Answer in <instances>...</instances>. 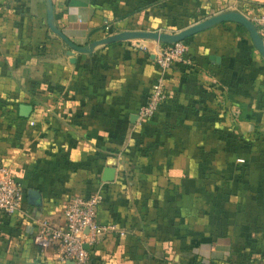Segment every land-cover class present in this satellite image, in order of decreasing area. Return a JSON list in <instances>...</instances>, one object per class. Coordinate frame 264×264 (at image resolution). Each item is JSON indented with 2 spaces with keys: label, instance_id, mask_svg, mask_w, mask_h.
<instances>
[{
  "label": "crops",
  "instance_id": "1",
  "mask_svg": "<svg viewBox=\"0 0 264 264\" xmlns=\"http://www.w3.org/2000/svg\"><path fill=\"white\" fill-rule=\"evenodd\" d=\"M245 3L264 10V0H0V162L23 194L0 214V264H60L33 243L38 221L60 224L68 199L102 188L98 222L114 229L92 264H264V59L233 20L194 29ZM148 32L190 33L164 104L138 121L154 52L168 44Z\"/></svg>",
  "mask_w": 264,
  "mask_h": 264
},
{
  "label": "built area",
  "instance_id": "2",
  "mask_svg": "<svg viewBox=\"0 0 264 264\" xmlns=\"http://www.w3.org/2000/svg\"><path fill=\"white\" fill-rule=\"evenodd\" d=\"M241 1L247 2V0ZM245 4L247 5L244 7H248V3ZM243 12L242 14L255 25L264 46V10L250 7L248 12L245 10ZM186 52L187 44L184 40L160 45L156 49L153 64L158 76L151 85L145 102L136 111L138 121L152 117L166 100L164 83L172 66L176 62L183 61ZM22 196L14 175L0 162V214L9 215L16 212ZM100 200L99 191L86 196L71 197L63 207L60 224L51 223L48 219L38 221L36 229L32 232L33 243L42 249L52 250L60 264L66 261H71L73 264H92L90 249L103 233L114 229V225H102L98 222L97 209ZM83 244L87 247L84 248Z\"/></svg>",
  "mask_w": 264,
  "mask_h": 264
},
{
  "label": "water",
  "instance_id": "3",
  "mask_svg": "<svg viewBox=\"0 0 264 264\" xmlns=\"http://www.w3.org/2000/svg\"><path fill=\"white\" fill-rule=\"evenodd\" d=\"M225 20H233V21L241 24L247 30L254 47L257 49L260 56L264 59V46L262 44L260 36L258 35V32L255 28V25L245 15H243L239 11L229 10V11L221 12L220 14L212 17L208 21L201 23L200 25H198L194 29H197L199 26H202V25L209 23V22L225 21ZM189 33L190 32H185L184 34L176 35L174 37H164L163 35L158 34V33H154V32L141 33L140 35L143 37H145V36L152 37V38H155V39L163 41V42L171 43V42H174L177 40H183V38H185ZM133 116H135V115H133ZM104 172L106 174H108V177H106L105 180L110 181L111 177H109V176L111 174V169L107 168ZM35 195H36V193L32 189L27 191V196L29 197L30 200H32L35 197ZM83 247L86 248L87 245L83 244ZM65 264H73V263L71 261H66Z\"/></svg>",
  "mask_w": 264,
  "mask_h": 264
},
{
  "label": "trees",
  "instance_id": "4",
  "mask_svg": "<svg viewBox=\"0 0 264 264\" xmlns=\"http://www.w3.org/2000/svg\"><path fill=\"white\" fill-rule=\"evenodd\" d=\"M184 41H185V40H184ZM185 42H186V41H185ZM164 102H165V101H164ZM164 102L162 103V105L164 104ZM162 105H161V106H162ZM161 106H160V108H161ZM160 108H159V109H160ZM159 109H158V110H159ZM156 113H157V112H156ZM156 113H155L153 116H155ZM257 132H258V131H257ZM258 134H259V132H258ZM258 138H259L260 141H263V140H264V134L261 133L260 136H259ZM106 190H107V189H105V188H102V189H99V190H98L99 193H100V195H101V200H100V202L102 201L103 195L105 194Z\"/></svg>",
  "mask_w": 264,
  "mask_h": 264
}]
</instances>
